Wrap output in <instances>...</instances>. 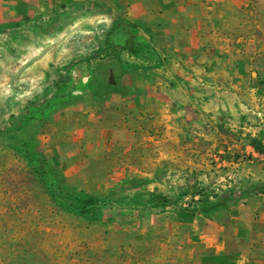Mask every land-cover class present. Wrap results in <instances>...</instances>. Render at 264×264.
I'll use <instances>...</instances> for the list:
<instances>
[{
  "label": "rangeland",
  "instance_id": "374dc122",
  "mask_svg": "<svg viewBox=\"0 0 264 264\" xmlns=\"http://www.w3.org/2000/svg\"><path fill=\"white\" fill-rule=\"evenodd\" d=\"M31 2L14 17L0 6V264H180L167 262V245L172 250L190 242L192 222L202 227L208 219L228 221L234 205L264 194V100L258 88L264 0L232 7L230 23L224 21L229 9L220 18L225 7L217 4L209 19L213 32L231 36L208 42L217 49L216 62L248 63L249 87L235 88L228 79L218 88L202 81L203 98L220 92L221 112L199 102L181 133V127L170 132L167 125L163 136L156 127V143L149 141L143 119L128 123L140 134L126 142L123 112H140L116 111L123 102L112 96L134 89L122 83L110 88L105 75L113 69L158 76L152 70L162 63L152 52L156 36L154 49L145 45L132 58L121 50L124 42L133 43L127 7L114 0ZM196 6L204 16L200 2ZM145 26L153 32L157 24ZM229 43L230 53L219 47ZM242 43L244 52L238 49ZM109 46L114 59L104 55ZM137 58L148 67L140 71L132 61ZM96 75L105 76L103 84ZM232 93L241 102L234 112L227 103ZM149 107L157 109L154 102ZM109 126L117 128L110 139L104 130ZM31 139L66 184L100 199L97 214L81 215L55 201L49 183H41L16 151Z\"/></svg>",
  "mask_w": 264,
  "mask_h": 264
},
{
  "label": "crops",
  "instance_id": "0c3cea01",
  "mask_svg": "<svg viewBox=\"0 0 264 264\" xmlns=\"http://www.w3.org/2000/svg\"><path fill=\"white\" fill-rule=\"evenodd\" d=\"M32 0H0V6L6 8L5 13L14 17L18 11H24L32 4ZM52 1V0H49ZM65 3H73L89 0H62ZM120 6L129 9L131 20H142V24H157L152 27V34L158 41L155 50L162 63L153 67L152 70L159 71L155 78H147L138 73H127L119 78L111 76L108 80L110 86L131 87L134 93L122 96L114 93L112 100L123 102L124 107L139 110L136 117H129L123 112L121 131L126 135V142L133 136L140 134L139 128L128 126L131 120L138 122L143 119L147 122V137L152 143H156L155 128L161 127L163 136H167V125L171 132L181 127L180 133L184 131V122L194 117L191 115L198 109L197 103L207 104V109L217 113L221 112L224 103L221 101L220 92L203 98L200 93V85L203 82L215 84L218 88L224 85V80H230L235 88L249 87L251 76L249 64L244 60L232 61L221 66L218 60L217 50L208 42L216 35L224 36L230 40L231 36L222 31L210 27L212 10L215 5H223V13L218 17L224 18L228 12V18L224 21L232 22L234 16L232 7L246 9L250 6L248 0H114ZM200 2L204 16L196 12V4ZM222 3V4H220ZM231 9V10H230ZM226 13V14H224ZM227 33V32H226ZM231 34V33H230ZM241 38V37H240ZM215 39H218L215 37ZM221 40V39H220ZM235 45V44H233ZM239 45V44H238ZM244 44L239 45V51L244 52ZM224 51L230 53L232 44L221 46ZM149 48H147V53ZM232 56L233 53H232ZM132 58H135L132 56ZM139 70L148 66L137 58ZM144 63V64H143ZM232 73H229L231 72ZM163 73V74H161ZM261 73L263 83L259 85V99L264 100V71ZM145 75V74H144ZM143 76V77H142ZM171 81L170 85L169 82ZM203 81V82H202ZM174 82L177 86L174 87ZM146 89V90H145ZM148 92V94L146 93ZM154 102V109H150L149 103ZM228 105L231 111L237 109L236 104L240 100L236 93L228 97ZM197 106V107H196ZM106 107H110L107 104ZM146 108V110H145ZM104 118V112H101ZM196 114V112H195ZM131 118V119H130ZM121 123V124H122ZM117 129V128H116ZM115 128L106 127L105 133L108 139L113 137ZM166 138L163 140L166 142ZM149 142V145L152 143ZM129 166H133L128 164ZM229 220L208 219L202 227L197 222H192L195 233L191 234L190 242H180L171 250L167 245V262L180 264H264V194L253 200L234 205L229 211ZM231 229L229 230V226ZM189 244V245H187ZM177 252L176 254H173Z\"/></svg>",
  "mask_w": 264,
  "mask_h": 264
},
{
  "label": "trees",
  "instance_id": "16d2710c",
  "mask_svg": "<svg viewBox=\"0 0 264 264\" xmlns=\"http://www.w3.org/2000/svg\"><path fill=\"white\" fill-rule=\"evenodd\" d=\"M130 28L133 32V43L129 44L124 42L121 45V50L128 51L129 56H135L138 55V51L145 45L154 49L153 43L151 41L153 39V34L150 28L146 27L145 24H142V22L139 20H131ZM140 30H143L145 35L140 37ZM110 49H112L111 46L106 49L104 55L105 57L114 59L115 56ZM127 73V70L118 72L111 69V73H105V75H107L109 80L111 76L116 78ZM139 75L141 76L143 74L140 73ZM94 78L100 85V82L103 84L102 82H104L105 76L96 75ZM108 86L113 89L117 88V86H110L109 84ZM97 90L100 91L99 86ZM4 131L5 130L0 129V135H2ZM32 142V139L30 141L24 142L21 146L16 148V151L25 157L27 163L32 168L35 176L41 183H49V186L52 188L51 195L54 197L55 201L61 203L63 208L81 215L97 214L101 206L100 199L90 196L84 190H77L73 185L68 183L66 184L65 176H63L57 167L52 166L46 161L45 157H43L36 146H33ZM55 176H58V181L49 182L50 179Z\"/></svg>",
  "mask_w": 264,
  "mask_h": 264
}]
</instances>
